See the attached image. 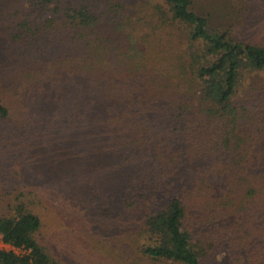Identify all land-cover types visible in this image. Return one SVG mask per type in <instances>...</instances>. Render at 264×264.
Returning <instances> with one entry per match:
<instances>
[{"label": "trees", "instance_id": "16d2710c", "mask_svg": "<svg viewBox=\"0 0 264 264\" xmlns=\"http://www.w3.org/2000/svg\"><path fill=\"white\" fill-rule=\"evenodd\" d=\"M17 3L1 138L13 122L34 164H112L126 264H264V92L237 98L264 45L209 31L193 0ZM29 205L0 206V264H61Z\"/></svg>", "mask_w": 264, "mask_h": 264}, {"label": "rangeland", "instance_id": "374dc122", "mask_svg": "<svg viewBox=\"0 0 264 264\" xmlns=\"http://www.w3.org/2000/svg\"><path fill=\"white\" fill-rule=\"evenodd\" d=\"M18 6L17 0H0V45L6 38L4 29ZM193 6L208 17L209 31H226L234 38L264 45V0H193ZM251 84L264 92V70H252L240 78L237 98L250 94ZM13 126V122L9 123L3 138L0 135L3 210L16 200L31 203L29 206L41 218L39 240L61 264H126L120 259V255L128 258L123 253L127 241L122 239L117 217L120 195L110 194L115 171L112 164H45L47 153L41 155L42 164H34L38 158L32 159L30 143L25 136L17 135ZM90 152L91 149L85 153ZM100 159L104 162L106 157ZM88 176L91 178L86 180ZM79 184L83 187L78 188ZM0 249H10L1 238Z\"/></svg>", "mask_w": 264, "mask_h": 264}, {"label": "built area", "instance_id": "2783aa9c", "mask_svg": "<svg viewBox=\"0 0 264 264\" xmlns=\"http://www.w3.org/2000/svg\"><path fill=\"white\" fill-rule=\"evenodd\" d=\"M6 245H9L10 246V248H13L10 244H7V243H5Z\"/></svg>", "mask_w": 264, "mask_h": 264}]
</instances>
